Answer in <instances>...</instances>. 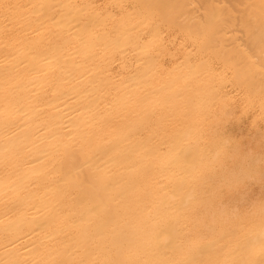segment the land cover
Returning <instances> with one entry per match:
<instances>
[{
  "label": "bare ground",
  "instance_id": "6f19581e",
  "mask_svg": "<svg viewBox=\"0 0 264 264\" xmlns=\"http://www.w3.org/2000/svg\"><path fill=\"white\" fill-rule=\"evenodd\" d=\"M247 153L264 0H0V264H264Z\"/></svg>",
  "mask_w": 264,
  "mask_h": 264
},
{
  "label": "clouds",
  "instance_id": "9594fccd",
  "mask_svg": "<svg viewBox=\"0 0 264 264\" xmlns=\"http://www.w3.org/2000/svg\"><path fill=\"white\" fill-rule=\"evenodd\" d=\"M256 163H264V153H247L242 157V163L238 171L233 173L237 180L244 178L246 170ZM243 243L250 254L259 252L264 254V224L249 230L243 238Z\"/></svg>",
  "mask_w": 264,
  "mask_h": 264
},
{
  "label": "rangeland",
  "instance_id": "374dc122",
  "mask_svg": "<svg viewBox=\"0 0 264 264\" xmlns=\"http://www.w3.org/2000/svg\"><path fill=\"white\" fill-rule=\"evenodd\" d=\"M244 126V125H243ZM244 128V130L246 131L248 128H247V126H246V124H245V126L243 127ZM246 128V129H245ZM253 192V194H256V193H254L255 191L253 190L252 191Z\"/></svg>",
  "mask_w": 264,
  "mask_h": 264
}]
</instances>
